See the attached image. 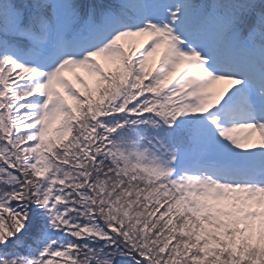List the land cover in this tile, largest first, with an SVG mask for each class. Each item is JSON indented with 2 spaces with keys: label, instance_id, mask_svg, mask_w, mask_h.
<instances>
[{
  "label": "snow or ice",
  "instance_id": "snow-or-ice-1",
  "mask_svg": "<svg viewBox=\"0 0 264 264\" xmlns=\"http://www.w3.org/2000/svg\"><path fill=\"white\" fill-rule=\"evenodd\" d=\"M0 264H264V0H0Z\"/></svg>",
  "mask_w": 264,
  "mask_h": 264
}]
</instances>
